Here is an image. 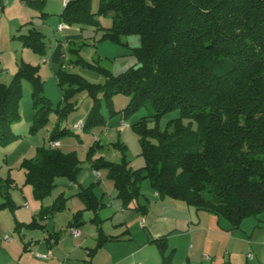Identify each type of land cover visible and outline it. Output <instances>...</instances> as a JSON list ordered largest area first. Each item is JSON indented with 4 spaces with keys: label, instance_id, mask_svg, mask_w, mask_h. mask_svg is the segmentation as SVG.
I'll list each match as a JSON object with an SVG mask.
<instances>
[{
    "label": "trees",
    "instance_id": "16d2710c",
    "mask_svg": "<svg viewBox=\"0 0 264 264\" xmlns=\"http://www.w3.org/2000/svg\"><path fill=\"white\" fill-rule=\"evenodd\" d=\"M92 2L70 0L60 19L66 24L98 26L97 16H111L112 24L105 28L102 39L121 43L124 36H139L141 46L134 48L138 66L119 75L100 69L106 77L103 84L89 83L61 68L58 81L64 97L59 105H64L55 108L43 93L39 66L22 62L12 83L0 84V141L6 144L16 137L12 128L21 119L23 82H29L33 89L34 130L47 125L54 110L62 116L73 112L75 99L83 92L92 99V111L84 122V130H90L104 121L103 99L111 101L119 93L127 94L130 102L123 112L125 117L144 107L152 109L151 115L131 125L139 135L146 165L132 170L125 158L122 163L93 159L95 146L88 154L95 170L108 169L124 207L139 198L140 182L148 179L160 197L181 200L223 217L233 229L240 228L246 218L262 214L264 0H99L96 12ZM44 37L33 27L22 38L26 47L45 55ZM176 110L179 117L162 130L161 120ZM66 132L68 129L56 127L52 143ZM116 145L126 157V146ZM80 164L75 153L50 147L39 149L36 158L26 160L23 167L27 183L42 200L56 187L57 178L77 180ZM10 185V180L0 179V192L6 199L0 210L13 205ZM78 195L86 209L75 213L70 227L79 228L84 223V211L95 213L92 221L98 224V244L88 252L93 257L118 237L104 233L98 218L104 203L93 189H83ZM62 199L66 200L60 195L52 208L42 209L30 223L18 222L16 229H45L44 219L66 208ZM59 236L54 234L56 241ZM165 240L162 237L152 243L165 248ZM162 264H173L172 252L164 255Z\"/></svg>",
    "mask_w": 264,
    "mask_h": 264
},
{
    "label": "rangeland",
    "instance_id": "374dc122",
    "mask_svg": "<svg viewBox=\"0 0 264 264\" xmlns=\"http://www.w3.org/2000/svg\"><path fill=\"white\" fill-rule=\"evenodd\" d=\"M31 1H35L34 5L30 3ZM64 1L30 0L28 4L26 0H0V84L10 85L22 62L38 65L44 85L43 93L55 108L59 106L63 108L64 105H59L64 97L58 81L61 68L83 77L89 83L103 84L106 77L99 70L106 69L114 75H119L130 67L138 66L134 48L141 46L140 37L136 35L122 37L121 43L102 39L105 28L112 24L111 16H97L98 26L73 23L67 24L69 29L60 32L58 25L63 22L60 14L64 10ZM98 6L99 0H93V12L97 11ZM45 13L48 15L44 16ZM33 27L45 36V55H39L24 45L22 37ZM64 35L71 36L68 39L72 42L68 40L69 43L65 44L62 40ZM60 41L66 48L59 51L60 56L58 61H55L56 53L53 59L51 53L56 51ZM33 98L31 84L23 82L19 109L21 119L12 128L16 137L6 144L0 141V179L3 182L11 181L9 192L13 204L0 210V264H87L86 252L95 246L92 238L95 226L90 222L91 210H86L85 223L82 230L80 229L83 232L82 236L74 238L71 235L72 229L68 227L72 218L71 209L81 204L79 197L73 195L83 189H93L99 199L106 195L104 202L107 201V204L113 206L107 207V211L102 212L101 216L104 218L112 213L116 215L113 220L106 221L108 234L113 233L123 206L117 197L114 181L108 177V169L95 170L88 157L89 151L95 146L97 149L93 159L103 157L104 160L113 163H122L125 158L128 168L132 170L145 166L146 159L142 155L139 135L131 125L142 117L151 115L152 109L144 107L125 117L123 112L130 102L129 95L119 93L112 97L111 101L101 96L103 100L100 108L104 121L94 124L90 130L83 128L79 131L75 127L76 122L81 120L84 123L93 106L90 94L83 92L77 95L73 112L62 116L54 110L50 114L49 123L34 130ZM179 115L178 110L165 115L160 122L161 129L165 130L168 122ZM150 126L154 127L155 123L150 122ZM56 127L60 130L68 129V132L61 135V145L58 148L65 153H75L78 156L81 161L80 175L75 181L57 178L56 187L40 200L35 195L33 185L27 183L23 163L36 158L39 149L53 147L51 133ZM118 143L126 146V157L121 146L116 145ZM140 193L138 199L123 208L128 212L130 219L133 218L139 223L145 222V225L139 228L140 233L145 235L144 239H147L150 231V214L154 216L165 213L173 216L178 220V226L171 234L161 236L166 238L165 248L159 247L157 243H150L136 256L129 257L125 264H141V261L144 264H162L164 255L171 252L173 264L181 261L182 264H193V261L185 259L189 253H192L194 258L193 254L201 258L203 264L223 262L264 264V212L246 218L238 229H233L232 225L224 228L222 222H229L227 219L205 210H197L181 200L160 197L148 179L140 182ZM60 195L66 198L62 199L66 209L57 213L53 219H44L48 221L50 232H61L60 242L54 245L55 255L52 254L50 259H39L36 254H41L43 248L47 247L44 240L40 244L31 245L29 250L25 251L24 247L30 245L32 238L40 239L47 232L27 227L19 230L16 229L17 223H30L42 209L52 208ZM4 201L6 199L0 192V204ZM137 207L141 209L138 210ZM218 219L221 220V225ZM232 231L238 233L239 240L229 238ZM140 236L138 235L139 238ZM114 246L119 249H116L118 253L112 256L113 261L123 264V257L127 251L124 247L128 245H110L96 264H105L109 261L113 250L111 248ZM215 250L220 254L215 256ZM206 254L211 255L214 261L203 260ZM248 254H251L252 258H248Z\"/></svg>",
    "mask_w": 264,
    "mask_h": 264
},
{
    "label": "crops",
    "instance_id": "0c3cea01",
    "mask_svg": "<svg viewBox=\"0 0 264 264\" xmlns=\"http://www.w3.org/2000/svg\"><path fill=\"white\" fill-rule=\"evenodd\" d=\"M64 7H65V1H64ZM62 23L63 22L59 23V25L62 24ZM59 25H58V30H59ZM65 29H69V25H68L67 28H64L63 30H59V31L62 32ZM68 38H71V36H65V35L63 36L62 40H64L65 44H67L69 42H72ZM68 40H69V42H68ZM61 42L62 41H60L58 43V45L56 47V51L51 53V59L54 58V55L56 53L55 58H54L55 61H58L57 59H58V57L60 56V53H61L59 51H61L64 48H66L64 45L61 44ZM45 61H47V59H45ZM80 121H77L76 123H78ZM81 122H83V121H81ZM60 145H61V143H60ZM97 176L99 177L100 174L99 175L97 174ZM80 192H81V190H79L76 195H73L75 197L76 196L79 197V199L81 200V204H78V205L72 207V209H71L72 210L71 211L72 212V218H71V220L68 223V227L69 228H71L70 227V222L73 220V217H74L75 213H77L78 211L86 209V205H85L84 201L82 200L80 195H78ZM157 195H158V193H157ZM105 198H106V195H104V197L101 199V201L104 203V206L98 211V218L101 221L100 225H101L104 233L107 236L118 237V239L108 241L106 244H104V246L102 248H100L95 253V255L93 257H90L88 252L92 251V250H94L96 248V246L98 244V237H99L98 224L95 223L94 221H92L94 219V217H95V213L93 211H90V213H91L90 222L95 226V232L93 233V237H92L94 242H95V246H94V248L89 249L86 252V255H87L88 259L85 262H87V264L99 263V261H100L99 259L101 258V255H103L102 253L107 251V248L110 247V245H128V246L124 247V248L127 249L126 254L123 257V264H125V262H127L129 260V257H131L133 255L136 256V254H138L141 249H143L144 247H146L150 243H152V241L154 239H158V238H161V236H166L167 234H171L174 231V229L178 226V220L175 217H173V216L167 215L165 213H160V214L154 215V216H152L150 214V219H151V221L149 222L150 231H149V234L147 235V239H144L145 235L143 236V233H140L139 228L143 227L145 225V222L141 221L139 223V221L137 222V220H135L133 218L130 219V216H129L128 212L123 208V206H121V214L119 215V218L117 219L118 223L115 225V228H113V231H112L113 233L108 234V233H106L107 232L106 231V221L108 219H112L113 220V218H115L116 215H114V213H112V214L106 215V217H104V218L101 216L102 212L107 211L106 210L107 207L111 208L113 206V204H109V203L107 204V201L104 202ZM109 202H111V201H109ZM60 212H62V211H60ZM60 212H58V213H60ZM85 212L86 211H84V215H85ZM56 214H54L52 216H49L48 218L49 219L50 218L53 219L56 216ZM83 221L85 223L84 218H83ZM84 223L79 227V230L80 229L82 230V227H83ZM219 223L221 225V220H219ZM43 224H45V229H43L42 231L47 232V234L44 233L40 239L39 238L38 239L32 238V241L29 242L30 245L29 244L26 245L25 251L29 250L32 247L31 245H34V244L37 245V243L40 244L44 240L46 245H47V247L43 248L41 254L48 256V259H50L52 254L55 255V253L53 251V248H54V245H56V244H58L60 242L61 232H55V231L50 232V230L48 229V221H43ZM229 225H231V224H229V222H226V221L222 222V226H224V228H228ZM56 233H60L58 241H56V237H54V234H56ZM82 234H83V232H81V234L78 237H74L72 235V233H71V235L74 238H79L80 236H82ZM138 235H141L140 238L138 237ZM229 238L231 240H236V239L239 240L238 233L235 232V231H232L230 236H229ZM85 240H87V239H85ZM85 240H84V242H86ZM173 248L176 250L175 247H173ZM111 249H113L112 250V254H111V259L109 261H107L105 264H117L116 262L113 261L112 256L116 255L118 253L116 249H119V247L114 246ZM189 254H191V255H189ZM189 254H188V257L187 256L185 257L186 260L193 261V264H203V261L197 255L193 254V256H195V258H194V257H192V253H189ZM219 254L220 253L218 252V250H215V256H217ZM36 257L39 258V259H43V258L38 257L37 255H36ZM44 259H47V258H44ZM203 260L214 261V258L211 255L206 254V256L203 257ZM141 264H144V262L141 261ZM177 264H182V261L180 263H177Z\"/></svg>",
    "mask_w": 264,
    "mask_h": 264
},
{
    "label": "built area",
    "instance_id": "2783aa9c",
    "mask_svg": "<svg viewBox=\"0 0 264 264\" xmlns=\"http://www.w3.org/2000/svg\"><path fill=\"white\" fill-rule=\"evenodd\" d=\"M70 0H65V5L69 2ZM68 25L66 23H62L59 25V30H63L64 28H67ZM75 127L80 131L84 128V123H82L81 121L75 124ZM53 147H58L60 145V141H56L54 143H52ZM99 175V174H98ZM71 233L74 237H78L81 232L79 230V228H71ZM38 257L40 258H48V256L46 255H42V254H36ZM248 258H252L251 254H248Z\"/></svg>",
    "mask_w": 264,
    "mask_h": 264
}]
</instances>
